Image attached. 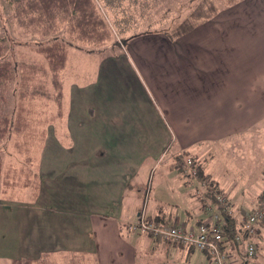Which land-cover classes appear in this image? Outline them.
Listing matches in <instances>:
<instances>
[{"label": "crops", "instance_id": "crops-1", "mask_svg": "<svg viewBox=\"0 0 264 264\" xmlns=\"http://www.w3.org/2000/svg\"><path fill=\"white\" fill-rule=\"evenodd\" d=\"M124 48L100 61V69L125 73L120 99L108 92L106 69L105 96L96 95L92 79L78 83L71 72L66 97L63 80L61 128L72 148L50 136L48 149L59 160L45 162L35 203L33 196L0 195V264L37 262L45 254L61 264L69 252L89 254L90 264H212L208 253L130 226L143 211L159 224L212 225L220 209L208 181L239 225L255 211L264 195V170L254 173V165L264 168V0H237L178 39L152 33ZM70 63L68 56L64 76ZM183 154L207 180L178 169ZM150 158L159 166L168 158L159 187L165 196L141 210ZM249 241L257 248L250 263ZM263 243L264 220L253 237L223 246L230 264H264Z\"/></svg>", "mask_w": 264, "mask_h": 264}, {"label": "rangeland", "instance_id": "rangeland-1", "mask_svg": "<svg viewBox=\"0 0 264 264\" xmlns=\"http://www.w3.org/2000/svg\"><path fill=\"white\" fill-rule=\"evenodd\" d=\"M204 1L213 2L218 9L237 2V0H115L108 4L107 0H97V12L105 19L111 31V39L101 46L77 41V34L68 32V23L61 24L59 32L53 33L50 38L59 36L60 40L73 46L68 47L72 70L71 67L68 68L65 76H61L65 84L66 97L72 80L71 72L76 73L75 80L78 83L92 79L94 83L92 89L96 90V95L105 96L107 70L113 85V88L108 85V92L116 90V98L120 99L123 96L122 77L126 78L125 73L122 74L120 67H112V72H109L107 66L100 69L101 59L106 62L105 60L113 55H123L124 47L128 44L125 41L132 37L138 39L152 33L168 36L166 32L171 34L180 23L190 18L192 11ZM15 15L16 5L10 3V0H0V41L3 43L0 61L10 62L14 69L13 78L0 87V123L7 120L10 125L9 131L0 136L2 169L0 195L7 198L6 200L30 199L33 196L35 203L41 193L45 162L48 160L46 164L50 166L51 160L55 164L59 160L55 148L48 149L52 146L48 139L50 136L55 137L58 143L67 149L72 148L73 143L69 133L61 128L63 115L62 118L59 117L48 62L37 50L39 44H44L46 39L40 35L35 36L28 32V29L21 27ZM75 46L85 50L103 51L89 53ZM65 110L63 107L62 114H65ZM155 150L153 148L152 151ZM237 159L238 162L243 160L241 166L244 167V158ZM152 160L153 158H150L147 161L142 173L146 180L141 210L144 207L146 209L147 205L150 207L154 204L158 196H165L164 190L159 187L163 186L162 178L169 163L168 158L161 161L160 166ZM254 168L256 175H259V170H264L259 165H254ZM188 169L187 175L192 176L189 174L191 168ZM208 182L210 186L205 184V187L203 185L202 187L206 189L208 186V194L214 195V185L211 187V182ZM173 196L176 197L177 193H173ZM261 245L263 246L258 252L264 256V243Z\"/></svg>", "mask_w": 264, "mask_h": 264}, {"label": "trees", "instance_id": "trees-1", "mask_svg": "<svg viewBox=\"0 0 264 264\" xmlns=\"http://www.w3.org/2000/svg\"><path fill=\"white\" fill-rule=\"evenodd\" d=\"M96 1L97 0H10V3L16 5L15 16L18 17L20 26L28 29V32L33 35H40L41 38L46 39L44 44H39L37 50L38 53L46 58L52 74V83L56 93L55 97L59 110V117H62L63 109V81L61 80V76L67 65L69 48L73 46L60 40L59 36L50 37L53 33L59 32L61 24L68 23V32L77 34V41L91 43L95 46H101L109 41L111 39V31L105 19L97 12ZM107 1L108 4H112L115 0ZM218 11V7L213 2H201L198 4L197 8L192 11L190 18L180 23L171 34H168V32L166 33L171 39H178L195 29L199 23L213 18ZM130 39L125 41V43H128ZM2 44V41H0V59L3 55ZM75 48L85 50L77 46H75ZM85 51L89 53H101L103 50L86 49ZM13 73L14 69L10 62L0 61V87H3L4 84L13 78ZM9 128V122L3 120L2 123H0V136H4L9 131ZM187 156L188 155L183 154L177 158L178 162L176 165L178 169L179 167L181 169L182 166L186 168ZM192 168L196 172L195 178L201 181L207 180L208 177L204 176L202 170L196 165L195 161L192 164ZM1 171L0 164V176ZM213 185L214 184L211 182V187H213ZM217 192H215V194ZM210 198L212 203L220 208L216 196L210 195ZM222 219L224 239L221 245L224 249V244L237 243L235 238L240 233L242 225H239L238 221L228 213H223ZM149 220L153 221L151 219ZM153 222L157 223L156 221ZM52 258L51 255L45 254L37 262L24 259L22 264H59L57 260H52ZM90 258V255L87 253H63L61 254V264H90Z\"/></svg>", "mask_w": 264, "mask_h": 264}, {"label": "built area", "instance_id": "built-area-1", "mask_svg": "<svg viewBox=\"0 0 264 264\" xmlns=\"http://www.w3.org/2000/svg\"><path fill=\"white\" fill-rule=\"evenodd\" d=\"M187 167L191 168L189 174L196 176L195 170L192 169L193 160H186ZM216 200L219 204L218 214L215 215L212 225L202 224L196 228H187L185 225L168 223L157 224L150 221L145 211H143L138 220L131 224L130 230L140 233L152 235L165 241L172 242L177 245L192 247L201 252L208 253L212 264H230L229 255L222 248L223 241V213H230L229 203L222 195H217ZM264 219V195L260 198L257 207L253 213L249 214L244 220L241 232L236 236L235 240L241 243L244 237L251 238L256 234L259 223ZM257 254V248L253 241H249L244 252V261L251 262Z\"/></svg>", "mask_w": 264, "mask_h": 264}]
</instances>
